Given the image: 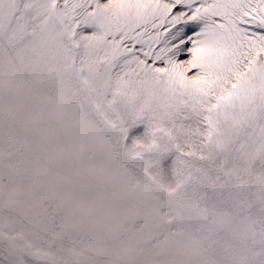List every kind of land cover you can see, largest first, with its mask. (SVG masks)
<instances>
[{
  "label": "snow or ice",
  "instance_id": "obj_1",
  "mask_svg": "<svg viewBox=\"0 0 264 264\" xmlns=\"http://www.w3.org/2000/svg\"><path fill=\"white\" fill-rule=\"evenodd\" d=\"M0 264H264V0H0Z\"/></svg>",
  "mask_w": 264,
  "mask_h": 264
}]
</instances>
